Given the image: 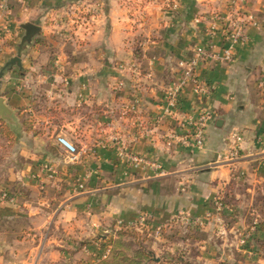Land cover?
<instances>
[{"label":"crops","instance_id":"1","mask_svg":"<svg viewBox=\"0 0 264 264\" xmlns=\"http://www.w3.org/2000/svg\"><path fill=\"white\" fill-rule=\"evenodd\" d=\"M233 1L255 22L248 40L233 61L200 66L214 91L201 98L189 90L179 108L194 117L213 113L204 147H169L171 123L150 126L153 134L137 136L130 151L160 168H134L112 137L128 143L137 124L161 113L178 63L194 45L222 50V26L210 19L227 16ZM164 2L151 0L144 11L137 0L10 2L9 31L0 37V98L12 111L9 121L0 119V264H89L118 230L143 216L153 230L181 214L204 218L227 193L239 199V186L252 201H264V0H181L174 13ZM87 5L102 15L78 30L72 9ZM15 57L21 66L7 67ZM136 100V112L127 113ZM233 133L243 137L240 145ZM59 135L77 145L76 161ZM254 213L236 218L233 236L226 225L217 227L232 239L215 246L219 261L264 264V213ZM245 230L246 247L239 242ZM96 236L106 239L98 243ZM84 241L93 243L78 254ZM37 242L42 253L34 256Z\"/></svg>","mask_w":264,"mask_h":264},{"label":"built area","instance_id":"2","mask_svg":"<svg viewBox=\"0 0 264 264\" xmlns=\"http://www.w3.org/2000/svg\"><path fill=\"white\" fill-rule=\"evenodd\" d=\"M23 0H5L0 6V37L9 31L7 28V21L11 13L10 2H20ZM181 0H165L163 3L164 9L170 12L178 11L180 7ZM141 6V10L144 11L149 5L148 0H137ZM102 9L99 7H93L87 5L84 8L75 7L72 9V25L77 26L78 30H89L94 25L97 18L102 15ZM253 18L243 13L238 1H233L231 3L230 11L227 16L214 14L211 17V22L221 24L222 36H223V48L220 52H214L200 45H194L191 49V55L185 59H182L178 63V72L174 81L169 86L163 98V105L161 108V113L157 115L150 123L140 122L137 127V133L135 134L131 141L126 143L121 141L117 137H112L113 142H118L117 151L120 156L127 159L130 165L136 169H154L158 170L160 165L145 156H141L137 153L131 152L130 145L136 140L137 136H150L154 132V127L160 124L167 123L168 121L172 125V129L165 136L166 144L171 146H180L185 149H201L206 143V134L210 122L213 119V113L210 111L202 110L199 114L194 117L187 115L179 110L181 99L187 93V91H192L201 98L210 97L214 91V86L205 83L198 74L200 66L205 63H224L227 61H233L236 48L239 44L246 43L248 40L247 29L250 24H255L252 20ZM69 35V34H68ZM77 35V34H74ZM212 36H214L212 34ZM262 87L264 88V82H262ZM139 101L136 100L132 105H130L127 113L136 112L138 109ZM233 139L236 144L240 145L243 141V137L238 133L232 134ZM122 143H121V142ZM58 144L68 153L71 161H76L80 154V150L77 145L69 138L64 135H59L57 137ZM79 189L84 191L85 186L80 185ZM8 193L4 192L2 194V199H8ZM227 208L222 203L221 198L215 201V208L209 211L204 218L196 217L193 219V223L204 226L208 221L214 219V216L221 215ZM148 223V218L146 216L141 217L138 221L125 225L128 228H145ZM120 226L123 227V223L119 222ZM110 253V250H106L103 257L106 258Z\"/></svg>","mask_w":264,"mask_h":264},{"label":"rangeland","instance_id":"3","mask_svg":"<svg viewBox=\"0 0 264 264\" xmlns=\"http://www.w3.org/2000/svg\"><path fill=\"white\" fill-rule=\"evenodd\" d=\"M234 192L235 191H232L231 193L233 194ZM236 192L239 193L240 198L235 199L234 196L233 199H229L233 207L232 210L230 211L229 208H227L220 215L223 219L222 222H219L221 221V218L219 220H214L217 217L212 219L213 224H211L212 227H210V230L206 231L203 228L204 226L193 223L192 220L196 217L190 218L185 214L176 216L175 219H173L161 230L151 229L148 223L145 228L134 229L128 228L127 226L118 230L115 237L108 240V247L105 249L103 254H99V257L97 256L95 259L96 261L89 264H96L101 258H104V253L106 250H111L113 248V243L115 241H118L119 243V245H117V249L120 251L119 253H121V256L115 261L111 260L110 262H113L112 264H235L230 260L221 262L219 261V258L215 256L219 251L215 249L216 245L220 246L226 243L232 244V239L230 241L226 238L228 233L222 234L221 230L217 227L220 225H226L228 230L233 232L232 227L236 222V218L239 221H248L254 213L252 211L253 209L256 207H263L264 209V201L262 199H255V201H252L250 199V193L247 192L244 187L239 186V188L236 189ZM223 198L224 197L221 199ZM214 208L215 203L211 209ZM235 209H239L237 212H240V214H237L236 212L237 216H233V211ZM256 210L257 211L254 213L255 215H259V212L264 213V210ZM259 216V218L257 217L258 219L264 218L262 215ZM208 223L209 221L205 225ZM245 231L247 232V230ZM120 234L124 235L121 239L119 238ZM95 238V242L102 243L100 242L102 239L97 236ZM239 238L240 244L246 247L249 243V239H246V235H241ZM89 243L93 242H82V244L79 245L78 254L83 252L82 249L88 246ZM39 244L40 243L37 242L34 243L33 246H35V248H41V244L40 246ZM38 251L42 253L41 249H35L34 256H37L36 254ZM142 254L150 256V259H146V257L142 256ZM82 261L84 260H79L78 263L82 264Z\"/></svg>","mask_w":264,"mask_h":264},{"label":"trees","instance_id":"4","mask_svg":"<svg viewBox=\"0 0 264 264\" xmlns=\"http://www.w3.org/2000/svg\"><path fill=\"white\" fill-rule=\"evenodd\" d=\"M231 194L232 193H227L225 195V197L223 199H221L224 206L226 208H229L230 211L232 210L233 207H232V204L230 203L229 199H233V197H234V195L233 194L231 195ZM260 224L264 226V222H260ZM231 234H234V233L231 232ZM249 234L250 233L247 230V232L245 234L247 240L249 239ZM122 236H124V235L120 234L119 238L121 239ZM117 245H119V243H118V241H115L113 243V248L110 250L109 255L106 258H101L99 260V262L96 264H112L113 262H110L111 260L115 261V260L119 259V257L121 256V253H119L120 251H118ZM142 256L146 257V259H150V256L143 255V254H142Z\"/></svg>","mask_w":264,"mask_h":264},{"label":"water","instance_id":"5","mask_svg":"<svg viewBox=\"0 0 264 264\" xmlns=\"http://www.w3.org/2000/svg\"><path fill=\"white\" fill-rule=\"evenodd\" d=\"M33 27L29 26L28 27V34H30V31ZM18 65L19 67L21 66V59L19 57L13 58L6 66H16ZM12 116V111L7 107L5 103V99L0 98V119L9 121ZM98 238L100 239H105L104 236H99Z\"/></svg>","mask_w":264,"mask_h":264}]
</instances>
